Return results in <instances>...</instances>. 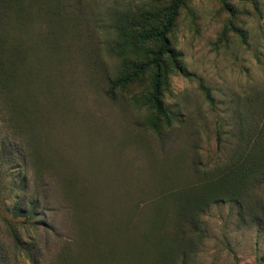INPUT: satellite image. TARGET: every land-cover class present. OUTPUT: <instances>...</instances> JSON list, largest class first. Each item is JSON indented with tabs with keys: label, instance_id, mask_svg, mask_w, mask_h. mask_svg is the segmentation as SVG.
Wrapping results in <instances>:
<instances>
[{
	"label": "rangeland",
	"instance_id": "rangeland-1",
	"mask_svg": "<svg viewBox=\"0 0 264 264\" xmlns=\"http://www.w3.org/2000/svg\"><path fill=\"white\" fill-rule=\"evenodd\" d=\"M170 2L2 5L0 264H264V228L234 200L177 225V193L264 131V0H185L163 62L167 119L147 99L160 43L132 33Z\"/></svg>",
	"mask_w": 264,
	"mask_h": 264
},
{
	"label": "trees",
	"instance_id": "trees-1",
	"mask_svg": "<svg viewBox=\"0 0 264 264\" xmlns=\"http://www.w3.org/2000/svg\"><path fill=\"white\" fill-rule=\"evenodd\" d=\"M5 2L2 0L0 9ZM184 2L185 0H171L164 14H158L156 15L157 17H151L148 14L143 16L144 23L140 25L142 28H138L132 33V37L140 43L151 41L160 43L156 56L152 60L157 69L154 91L147 99L152 103L157 113L167 119L170 118L171 114L161 99L163 62L167 55L176 60L175 53L171 49L169 35L176 24ZM3 21V13H0V25H2ZM239 32L245 39L244 33ZM3 42H6V39L0 43V92H3V90L8 92L9 74L12 67L9 64L10 62L3 57L7 53V50L2 45ZM18 50L24 52L22 48H18ZM147 66V63H142L132 73L114 81L112 87L115 88L119 84L126 85L137 80ZM206 92L210 102H213V97L209 90ZM151 126L155 130H160L161 122L154 120ZM259 132L260 134L255 136L254 139L245 136V134L242 135L233 152L223 164L218 165L217 168L206 175L208 177L202 182L196 194L186 191L177 193L181 199L177 210V225L179 227L185 226L187 220L189 222L194 220L196 218L195 215H198L212 202L234 200L238 204L240 215L246 217L250 222L249 224H258L264 228V194L260 193L264 184V131L260 130ZM24 212L26 218L34 216L32 209H26Z\"/></svg>",
	"mask_w": 264,
	"mask_h": 264
}]
</instances>
